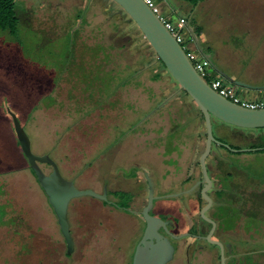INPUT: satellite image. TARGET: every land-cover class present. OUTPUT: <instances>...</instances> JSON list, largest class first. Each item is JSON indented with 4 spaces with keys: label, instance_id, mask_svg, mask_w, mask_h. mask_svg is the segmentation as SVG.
<instances>
[{
    "label": "rangeland",
    "instance_id": "1",
    "mask_svg": "<svg viewBox=\"0 0 264 264\" xmlns=\"http://www.w3.org/2000/svg\"><path fill=\"white\" fill-rule=\"evenodd\" d=\"M15 2L20 18L18 36L0 31V264H100L94 257L110 248L116 236L115 231L104 232V228L122 224L140 225L142 230L144 221L138 217L129 220L96 198L73 199L68 217L81 251L66 259V244L56 216L20 150L8 111L18 117L30 139L31 151L51 157L61 175L78 189L101 193L107 182L111 189L124 186L134 190L137 184L133 179L125 184L117 177H102L101 169L127 175L137 164L140 172L144 169L150 174L159 193H175L182 187L180 179L186 167L169 168L171 162L163 160L156 169L144 164L143 135L131 133L147 114L162 107L161 98L168 90L173 95L179 86L136 24L114 1ZM183 4L190 10L186 20L200 24L211 63L226 72L232 68L248 84L263 86V80L257 84L251 81L264 68V48L253 28L256 18L264 13V0ZM245 23L252 27L246 38ZM184 37L185 47L195 46L188 33ZM236 90L243 99L255 96L264 101V90ZM186 98L195 105L189 96ZM212 133L218 142L236 149L264 146V128H239L215 119ZM218 145L212 143L206 159L212 176H222L218 160L246 159L240 166L246 183L264 188V151L236 156ZM39 166L45 174L51 172L47 164ZM190 171L186 177L191 183L195 176ZM141 180L142 194L131 202L136 210L146 201L147 187ZM178 202L176 198L163 200L164 216L177 214L173 207ZM127 205L119 198V207ZM258 217L264 248V213ZM102 260L116 264L107 255Z\"/></svg>",
    "mask_w": 264,
    "mask_h": 264
},
{
    "label": "water",
    "instance_id": "2",
    "mask_svg": "<svg viewBox=\"0 0 264 264\" xmlns=\"http://www.w3.org/2000/svg\"><path fill=\"white\" fill-rule=\"evenodd\" d=\"M112 1L118 4L136 24L158 59L178 84L179 89L184 91L193 100L203 117L206 139L205 149L199 157L202 179L183 193H190L198 185L202 186L200 194L205 205L200 210L199 215L203 220L212 225V229L206 236V240L220 247L221 263L224 264L222 244L211 239L215 224L205 214L212 205V199L208 195V191L212 187V181L208 175L205 162L206 158L211 152L212 143H219L229 148L228 145L220 143L214 138L212 133V118L239 128H264V109H248L217 94L197 74L181 45L143 0ZM202 55L211 62L210 55ZM211 66L216 73L235 87L252 91L264 90V85L256 86L248 84L232 78L212 63ZM8 113L11 116L14 133L20 150L26 158L28 166L36 177L39 186L47 197L67 246V254H70L73 249V240L70 233V221L68 217L69 203L71 200L83 196H89L105 202L107 201L106 190L100 194L90 189L76 188L73 181L67 180L61 175L56 162L51 157L47 154L36 155L31 151L30 139L18 117L11 111H8ZM40 164L50 166L51 172L45 174L41 170ZM145 178L147 183V199L146 204L140 212L145 223V228L140 241L136 245L133 264H166L172 260L174 254V247L168 236L171 238H176V236L168 229V225L172 226L170 221H164L150 214L153 202L157 198L154 196V187L151 178L148 175H145ZM179 195V193H175L167 195L166 197H177ZM160 229L165 235L160 232Z\"/></svg>",
    "mask_w": 264,
    "mask_h": 264
},
{
    "label": "flooded vegetation",
    "instance_id": "3",
    "mask_svg": "<svg viewBox=\"0 0 264 264\" xmlns=\"http://www.w3.org/2000/svg\"><path fill=\"white\" fill-rule=\"evenodd\" d=\"M224 81L225 83L227 82L225 79ZM180 91L184 92L182 90ZM221 138L224 139L223 137ZM240 138L242 139L244 136H241ZM228 146L229 148L222 144L218 145V147L224 149L230 155L235 154L236 156L255 151H264V146L240 149L233 148L231 145ZM246 161V159L241 160L240 162L229 159L227 161L221 159L218 160L217 162L220 163L218 170L222 172V176L220 174L217 177L219 180L212 176L210 168L208 169L206 166L207 171H210V175L209 173L208 175L212 181V187L208 191V195L212 199V205L205 214L215 224L211 239L222 244L224 264H264V248H262V235L259 228L261 227V224L258 223L260 220L258 215L264 213V197L262 195L264 193V188L262 189V186L259 184L250 186L246 183V177L240 171V166L246 164ZM145 175H148V173L144 172V178ZM123 177L127 180L125 175H123ZM217 181L218 185L216 184ZM197 182H194L187 189L175 192L180 194L177 197H166L167 195L175 193H166L162 194V196H156L154 194L157 198L155 201H157L158 198H161L162 200H165L166 198L179 199V204L176 207H173L177 214L173 216H164V214L161 213L155 214L154 208L152 207L154 212L151 215H155L164 221H170L172 226L168 225V229L176 236V238L168 236L174 247V254L172 260L166 264H222L220 247L206 240V236L211 231L212 225L203 220L199 215L200 210L205 205L200 194L202 186L198 185L190 193H183L194 186ZM196 189L199 191L202 201V205L198 212H194L195 204L192 198L194 190ZM248 189H250V191ZM104 190H106L107 201H101L102 204L108 205L116 213L126 216L129 220L135 219V217H138L141 221L143 220L140 212L146 204V201L140 210H136L131 203L135 198V195L126 190H116L117 192H124L131 195V201L127 202V207H123V209L122 207H119V198L108 188L107 182H104L102 185V191L100 194H102ZM210 193L213 194L214 199L211 197ZM109 194L112 196V199L107 198ZM171 211L172 210H170V212ZM182 212L185 215H182ZM99 225L103 226L102 223ZM138 226L139 227H137V225L129 226L110 224L108 225L109 228H104V232L108 230L115 231L116 236L113 241L110 242V248L99 252V256L94 257V261L104 264L105 262H103L102 256L107 255L112 258L111 262L113 263L133 264L135 248L142 237L145 223L142 230L140 225ZM124 227H127V229L130 230L125 238H123ZM160 232L164 234L161 229ZM70 233L73 240V249L70 254H67L66 246V259H71L76 252L78 254V252L81 251V246H78L73 230L71 229V224ZM120 242H122L123 246L120 245Z\"/></svg>",
    "mask_w": 264,
    "mask_h": 264
},
{
    "label": "crops",
    "instance_id": "4",
    "mask_svg": "<svg viewBox=\"0 0 264 264\" xmlns=\"http://www.w3.org/2000/svg\"><path fill=\"white\" fill-rule=\"evenodd\" d=\"M205 1V0H204ZM160 5V9L162 14L170 19L171 21H176L178 17H184L187 19L189 17V8L183 4V1L180 0H166V1H157ZM203 2V1H202ZM201 3V2H200ZM262 16H258L256 18V21L254 22V32H255V38L259 39L261 41V47L264 48V13L262 12ZM193 20V19H192ZM190 20H186V30L189 36L194 40L195 42V48L198 46L199 53L201 54H208L210 55L209 47L206 44L205 40L202 39L203 35L200 34L195 38V35L192 33V27L189 25ZM195 25L200 27V24L197 23L195 20ZM245 38L247 37V34L249 32H252V27L247 26V23H245ZM205 47V49H204ZM221 65V64H220ZM222 66V65H221ZM224 67V66H223ZM227 67V66H225ZM223 72L230 75L232 78L247 82L248 80H245L243 77H240L237 75V73L230 68L226 72L224 69L220 68ZM255 81H251L254 84H257L260 80L264 81V68L261 70L259 74L255 76ZM260 86V85H257ZM172 85L170 88H173ZM245 90V89H244ZM247 90V89H246ZM260 93V91H257ZM185 92H181L180 89L177 90V93L173 95H169L168 93L161 98V105L162 107L158 110H153L150 114H147L143 120L138 122L136 125V128L134 129V132L131 133L133 136L143 135L144 144L142 152L144 153V156H142V160L145 163L149 164L151 168H155L159 166L158 163L163 162H171L167 164L169 168L172 167H186V172L189 168H191V171L193 172L195 178H193V181L190 183L188 177H186V172L184 171L182 178L180 179L182 187H180V190L187 189L189 186H191L194 182H197L201 179V170L199 165V157L200 154L203 152L205 148V126H204V120L203 117L198 110V108L193 105V103L189 102L187 100L186 96H184ZM247 93V91L245 92ZM248 94V93H247ZM253 100H259V97H252ZM170 108L174 110H169ZM149 112V111H148ZM147 112V113H148ZM145 113V112H144ZM212 121H215V118H212ZM219 129H221L220 126H218ZM142 132V133H141ZM220 132V131H219ZM220 135V133H219ZM136 145L137 143L134 142ZM138 145V144H137ZM140 156V155H138ZM136 160V159H134ZM167 166V167H168ZM209 164V168H210ZM166 167V166H165ZM139 168L137 164L132 166L128 169V174H116L114 172L106 173L103 169H101V176L109 177L111 178H118V180H123L125 184H127L128 181L134 180L137 184V188L134 190H130L128 187L119 186L116 189H111L113 192H117L116 190H126L129 192H132L134 195H139L143 191V185L141 184V179L145 182L144 178V172H147L143 169L142 172L139 171ZM190 171V172H191ZM148 173V172H147ZM123 175L126 176L127 180L124 179ZM142 175V177H141ZM150 176V174H148ZM152 176V175H151ZM188 176V174H187ZM153 185H154V194L157 191L158 187L156 186L154 180L152 177ZM124 184V185H125ZM141 184V185H140ZM147 187V185H146ZM146 196H147V188H145ZM172 192V191H171ZM142 194V193H141ZM156 196H162L161 193H157ZM211 197L214 199V196L212 193H210ZM192 198L194 200V212H198L202 205V201L199 195V191L194 192L192 195ZM163 200L161 198H158L157 201L154 203V211L155 214H163L162 213V206ZM179 203V202H178ZM158 209V210H157ZM170 213V212H169ZM182 215H185L182 212ZM129 229L127 227H124L123 230V238L129 233ZM136 232V228H135ZM120 245L123 246L122 242H120Z\"/></svg>",
    "mask_w": 264,
    "mask_h": 264
},
{
    "label": "built area",
    "instance_id": "5",
    "mask_svg": "<svg viewBox=\"0 0 264 264\" xmlns=\"http://www.w3.org/2000/svg\"><path fill=\"white\" fill-rule=\"evenodd\" d=\"M144 3L155 13L159 19L163 22L166 29L175 37L176 41L181 45L183 51L185 52L188 60L191 62L193 68L197 74L220 96L226 98L227 100L238 104L242 107L248 109H264L263 100H246L243 99L238 93L234 86L226 84L224 79L216 73L212 67L211 62L206 59L201 53H198L194 44L185 47L183 43L185 42L186 30V19L184 17H178L176 21H171L166 18L160 9L158 0H143ZM166 1V0H159ZM193 42V41H192Z\"/></svg>",
    "mask_w": 264,
    "mask_h": 264
},
{
    "label": "trees",
    "instance_id": "6",
    "mask_svg": "<svg viewBox=\"0 0 264 264\" xmlns=\"http://www.w3.org/2000/svg\"><path fill=\"white\" fill-rule=\"evenodd\" d=\"M180 1L189 3L192 6H196L198 3L204 0H180ZM189 25L192 27V33L195 35V38H197V36L201 32L200 28L195 25V22H193V20H190ZM19 26H20V18L16 8L15 0H0V31L6 32L8 35H10V37L16 38L19 34ZM158 61L161 63V65H163L159 59ZM114 195L118 198L126 200L127 202L131 201V195L128 193L114 192Z\"/></svg>",
    "mask_w": 264,
    "mask_h": 264
}]
</instances>
